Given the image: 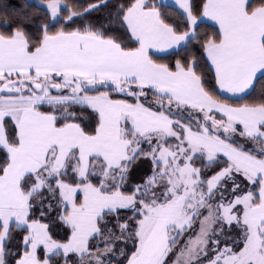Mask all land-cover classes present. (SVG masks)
Here are the masks:
<instances>
[{
  "label": "snow or ice",
  "instance_id": "1",
  "mask_svg": "<svg viewBox=\"0 0 264 264\" xmlns=\"http://www.w3.org/2000/svg\"><path fill=\"white\" fill-rule=\"evenodd\" d=\"M0 264H264V0H3Z\"/></svg>",
  "mask_w": 264,
  "mask_h": 264
},
{
  "label": "trees",
  "instance_id": "2",
  "mask_svg": "<svg viewBox=\"0 0 264 264\" xmlns=\"http://www.w3.org/2000/svg\"><path fill=\"white\" fill-rule=\"evenodd\" d=\"M12 3L19 5L21 3V0H11ZM27 3L29 4H36L37 0H26ZM74 3H79V4H87V3H95L97 0H73ZM0 3H3V0H0ZM94 15H99V13H96ZM75 19V18H74ZM73 27L77 26L75 24L72 25Z\"/></svg>",
  "mask_w": 264,
  "mask_h": 264
}]
</instances>
